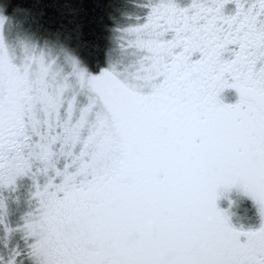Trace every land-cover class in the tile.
<instances>
[{"label":"snow or ice","instance_id":"snow-or-ice-1","mask_svg":"<svg viewBox=\"0 0 264 264\" xmlns=\"http://www.w3.org/2000/svg\"><path fill=\"white\" fill-rule=\"evenodd\" d=\"M138 7L104 21L134 72L60 42L85 27L75 5L23 63L7 25L24 8L0 13V194L30 185L15 224L0 195V264H264V0ZM233 190L258 227L233 223Z\"/></svg>","mask_w":264,"mask_h":264},{"label":"trees","instance_id":"trees-1","mask_svg":"<svg viewBox=\"0 0 264 264\" xmlns=\"http://www.w3.org/2000/svg\"><path fill=\"white\" fill-rule=\"evenodd\" d=\"M13 3L24 8L23 12L13 18H21L37 35L55 41L56 33L63 31L60 27L59 9L64 5L80 8L83 12L80 19L85 25L82 34L73 32L69 37L67 33H63L59 39L61 43L70 41L82 60L95 65L107 57L111 32L105 27L104 21L109 13L121 18V12L124 10L121 8L130 6L132 0H13ZM7 4L8 0H0L2 12L7 8Z\"/></svg>","mask_w":264,"mask_h":264},{"label":"rangeland","instance_id":"rangeland-1","mask_svg":"<svg viewBox=\"0 0 264 264\" xmlns=\"http://www.w3.org/2000/svg\"><path fill=\"white\" fill-rule=\"evenodd\" d=\"M121 9H124L121 12V18H123L124 14L135 17L142 12V10L138 7V0H132V4L130 6H124ZM0 13H2L1 10ZM7 34L9 43L12 46L14 53L18 57L19 62L21 63L24 62L28 55V53H26L24 49L25 43L38 41L40 48H44V42L46 40L51 41L53 44L56 43V41L53 39H45L37 35L19 17L17 19L12 18L9 20V23L7 25ZM116 35L117 34L111 32L106 58L110 59L114 64H117L124 72L136 71L135 67L133 66V57H131L130 55L122 56L120 54V51L117 48V44L119 43V41L115 39ZM49 47H51V45H49ZM44 50L45 52L48 51L47 48H45ZM36 51L38 52L39 49H37ZM57 54V49L53 48L52 58H55ZM154 69L155 66H153V70ZM32 71L33 73L38 72V68L36 66H33ZM249 90L251 91V96L255 95L254 89L250 88ZM248 93L249 92H247V94ZM29 191L30 185L27 181H25L21 184L18 191H4L2 194H0L4 198L7 208V214L4 216L6 223L14 224V222L18 221V216L24 212L25 208H27ZM17 198H19V204L15 203ZM229 200L232 202L230 208L228 204ZM222 204L225 208H229L233 223L250 224L252 221L257 219L258 222H255V227H258L259 219L256 215L254 206L252 205L251 201L243 196L240 192L233 190L232 192L228 193L226 199L222 202Z\"/></svg>","mask_w":264,"mask_h":264},{"label":"flooded vegetation","instance_id":"flooded-vegetation-1","mask_svg":"<svg viewBox=\"0 0 264 264\" xmlns=\"http://www.w3.org/2000/svg\"><path fill=\"white\" fill-rule=\"evenodd\" d=\"M215 39L216 38H212L211 40H202L200 43H202L203 44V46L204 47H208L209 45H214V47H215V50L216 51H218L219 52V54H220V58L221 59H227V57H229V56H231L232 55V51H231V49H230V47L228 46V45H223V46H220V45H216L215 44ZM259 41L257 40V43H258ZM161 51H163V49H161ZM247 58H245V60H246ZM243 67H247V65L246 64H242V68ZM212 70V68H211V66L209 67V71H211ZM247 92H249L248 93V95L249 96H251V94H250V90L249 89H247ZM27 211V208H25V210H24V212H26ZM23 212V213H24ZM22 213V214H23ZM22 214H20L19 216H18V221L17 222H19V220H20V217H21V215ZM5 218V217H4ZM5 220V219H4ZM8 220V219H7ZM17 222H14V224L15 223H17ZM255 222H258V220L257 219H255L254 221H252L250 224L248 223V224H242V223H240V224H237V223H234L235 225H243L245 228H255Z\"/></svg>","mask_w":264,"mask_h":264},{"label":"clouds","instance_id":"clouds-1","mask_svg":"<svg viewBox=\"0 0 264 264\" xmlns=\"http://www.w3.org/2000/svg\"><path fill=\"white\" fill-rule=\"evenodd\" d=\"M45 115H47V113L45 112ZM45 123H47L46 119H45Z\"/></svg>","mask_w":264,"mask_h":264}]
</instances>
